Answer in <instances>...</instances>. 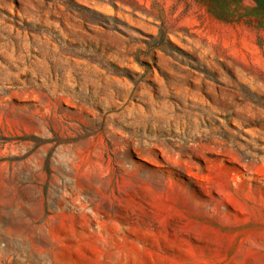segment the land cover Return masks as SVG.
Instances as JSON below:
<instances>
[{"label": "rangeland", "instance_id": "374dc122", "mask_svg": "<svg viewBox=\"0 0 264 264\" xmlns=\"http://www.w3.org/2000/svg\"><path fill=\"white\" fill-rule=\"evenodd\" d=\"M0 264H264V0H0Z\"/></svg>", "mask_w": 264, "mask_h": 264}]
</instances>
